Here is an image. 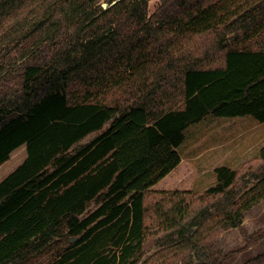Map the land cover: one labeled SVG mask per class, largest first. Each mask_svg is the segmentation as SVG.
Returning <instances> with one entry per match:
<instances>
[{
    "label": "trees",
    "instance_id": "obj_1",
    "mask_svg": "<svg viewBox=\"0 0 264 264\" xmlns=\"http://www.w3.org/2000/svg\"><path fill=\"white\" fill-rule=\"evenodd\" d=\"M149 1L0 0L4 18L37 12L0 49V165L26 150L0 180V264L235 254L222 233L264 200V144L242 173L214 167L200 194L152 186L205 115L264 122V0H158L150 14Z\"/></svg>",
    "mask_w": 264,
    "mask_h": 264
},
{
    "label": "rangeland",
    "instance_id": "obj_2",
    "mask_svg": "<svg viewBox=\"0 0 264 264\" xmlns=\"http://www.w3.org/2000/svg\"><path fill=\"white\" fill-rule=\"evenodd\" d=\"M34 6L23 7L14 17L4 18L6 15H0V49L29 27L30 21L37 15V12H33ZM157 6L158 0H150L148 13H152ZM97 133H91L82 142L90 140ZM184 134V140L178 147L180 163L152 189H189L194 194H200L215 183L214 167L227 165L242 173L256 161L258 151L264 144V122L252 115L218 117L208 114L190 124ZM25 155V145L14 149L0 165V180L22 162ZM89 208L93 209L95 205ZM222 236L224 252L236 250L224 264H243L261 253L264 250V200L245 213L240 228L224 231ZM154 249L149 250L140 261ZM47 257L40 255L32 264H48Z\"/></svg>",
    "mask_w": 264,
    "mask_h": 264
},
{
    "label": "crops",
    "instance_id": "obj_3",
    "mask_svg": "<svg viewBox=\"0 0 264 264\" xmlns=\"http://www.w3.org/2000/svg\"><path fill=\"white\" fill-rule=\"evenodd\" d=\"M178 152H179V151H178ZM179 154H180V153H179ZM180 161H181V160H180ZM179 163H180V162H179ZM176 167H177V166H176ZM176 167H175V168H176ZM175 168H174V169H175ZM172 170H173V169H172ZM172 170H171V171H172ZM171 171H170V172H171ZM167 174H168V173H167ZM167 174H166V175H167ZM166 175H165V176H166ZM165 176H164V177H165ZM164 177H163V178H164ZM161 179H162V178H161ZM161 179H160V180H161ZM160 180H159V181H160ZM159 181H158V182H159ZM155 184H156V183H155ZM155 184H154V185H155ZM154 185H153V186H154Z\"/></svg>",
    "mask_w": 264,
    "mask_h": 264
},
{
    "label": "water",
    "instance_id": "obj_4",
    "mask_svg": "<svg viewBox=\"0 0 264 264\" xmlns=\"http://www.w3.org/2000/svg\"><path fill=\"white\" fill-rule=\"evenodd\" d=\"M115 1H113L112 3H114ZM102 5L104 6V7H106L107 5H106V3H102Z\"/></svg>",
    "mask_w": 264,
    "mask_h": 264
}]
</instances>
